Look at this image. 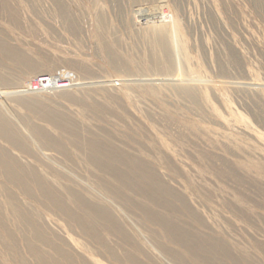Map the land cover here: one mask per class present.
<instances>
[{
    "label": "rangeland",
    "instance_id": "374dc122",
    "mask_svg": "<svg viewBox=\"0 0 264 264\" xmlns=\"http://www.w3.org/2000/svg\"><path fill=\"white\" fill-rule=\"evenodd\" d=\"M9 8L15 10V20ZM0 40L36 67L29 71L0 51V70L12 79L0 93L17 89L20 81L24 86L31 79L37 83L36 71L41 69L70 82L68 92L34 96L76 121L81 146L91 135H107L146 158L237 256L264 264V252L257 246L264 245V0H0ZM11 98H0L1 108L26 135L31 136L27 119L49 126L18 98ZM30 139L43 157L48 156L30 166L57 170L65 186L98 200L102 190L87 164V149L72 148L76 154L71 162L60 153L39 149ZM163 156L172 159L178 174H166ZM2 175L0 183H6L21 203L49 218L47 234H55L56 242L67 240L92 264H118L107 255H96L98 248L88 237L70 230L60 215L29 201ZM110 201L115 210L121 209L116 212L123 214L127 234L143 248L136 251L117 235H107L119 255L136 251L142 264H179L164 255L137 210ZM101 202L109 205L106 199ZM4 212L18 254L35 264L23 241L30 236L27 226ZM41 247L49 250L45 244ZM0 263L22 264L6 251L1 231Z\"/></svg>",
    "mask_w": 264,
    "mask_h": 264
},
{
    "label": "bare ground",
    "instance_id": "6f19581e",
    "mask_svg": "<svg viewBox=\"0 0 264 264\" xmlns=\"http://www.w3.org/2000/svg\"><path fill=\"white\" fill-rule=\"evenodd\" d=\"M5 5L8 6L7 3ZM8 11L15 20V10L9 8ZM0 51L4 58L15 61L23 67L25 65L27 70L35 72L36 67L30 64L32 62L20 50L11 47L4 40H0ZM36 74L39 75L40 81L35 83L31 79L27 86L23 85V81H20L17 89L0 93V98L16 97V100L18 98L36 118L46 122L50 128L56 131H51L49 126L35 123L29 117L30 119L24 123L29 128L31 136L26 135L3 111L6 108L2 110L3 107L0 105V173H3L2 176L8 180V183L20 188L21 193L29 201L36 202L41 209L50 210V212L60 215L67 221L69 225L67 227L70 230L75 229V232L88 237L90 242H93L98 248L97 254H93L107 255L118 264H127L126 262L142 264L136 251L142 252L143 248L138 246L134 241L135 239L127 234L128 229L126 231L123 214L116 212L121 209L115 210L111 207L110 199L121 203L128 210H137L144 222L149 225V233L153 239L158 240V246L164 255L172 256L179 264H254L237 256L227 242L217 234V231L209 226L208 220L206 221L201 213L193 209L190 200L175 190L174 186L172 188L171 184L169 185L165 181L162 173H159L158 169L146 158H140V155L138 156L136 153L118 146L107 135H91L87 145H85L86 147L81 146L76 121L74 122L67 114L44 104L37 95L35 96L38 98L34 96V94H41L45 91L68 92L71 90L69 87L73 86L68 81H61L59 76H54L47 69L36 71ZM11 82V77L6 76L0 70V88H7L9 84H12ZM66 96L70 99L76 98L69 93ZM31 137L38 142L36 143L39 145V149L60 153L71 162H75L73 159L75 152L87 149V164L95 170L96 183L102 190L100 197L97 196L98 200L87 198V194L76 187L65 186L64 182H61V172L50 171L42 165L32 164L33 166H30L31 162L43 161L42 158L48 157L45 153L43 157L39 150L34 147ZM132 140L137 142L134 138ZM72 148H75L74 154L71 152ZM23 158L27 160L24 161ZM163 162L168 169L166 173L168 176L172 177L173 173L178 172L171 158L163 156ZM49 175L52 176L50 179L53 182L48 180ZM62 177L64 178V176ZM8 187L6 183H0V231L8 253L14 255L22 264H29L18 254L17 239L6 224L7 219L4 210H7L17 223L27 226L30 236H24L23 241L28 249L27 252L29 251L34 257L35 264H92L83 254L73 249L67 240L64 239L65 243L60 238L61 243H58L54 240L57 237L55 234L48 235L47 223H49V218L41 210L27 208L21 203L15 192L9 190ZM104 199L106 202L108 201L110 206L101 202ZM244 212H240V214L244 216ZM189 220L193 223H189ZM207 229L215 232L217 236L209 233ZM111 234L117 235L124 242L133 245L136 248L135 253L126 252L119 255L116 249L108 243L107 235ZM158 238H163L166 243L161 242ZM41 244L48 246L49 250L41 247ZM173 245H177L178 248L171 247ZM257 246L264 252V245L258 244ZM126 249L128 248L126 247Z\"/></svg>",
    "mask_w": 264,
    "mask_h": 264
}]
</instances>
